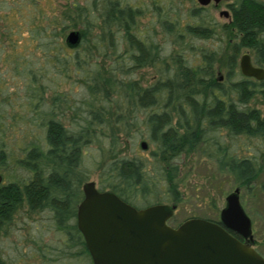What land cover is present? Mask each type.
I'll use <instances>...</instances> for the list:
<instances>
[{"label": "trees", "instance_id": "obj_1", "mask_svg": "<svg viewBox=\"0 0 264 264\" xmlns=\"http://www.w3.org/2000/svg\"><path fill=\"white\" fill-rule=\"evenodd\" d=\"M95 6L98 18L88 26L86 7L71 1L65 13L67 26L79 27L82 43L94 37L95 40L88 42L91 51L101 58L114 54L117 43L123 41L132 67L157 66L155 82L142 86L137 80L124 81L121 75L129 68L124 69L120 55L106 66L93 61L92 67L86 66V60L79 61L76 52L63 54L65 47L59 41L40 42L37 38L43 39L45 27L36 21H40L37 15L33 16L30 26L33 36H9L0 53V163L13 161L29 174L25 181L0 184V229L22 203L29 211L46 208L54 215L57 229L67 232L66 244L78 247V255L88 258L74 225L73 204L81 198L79 186L85 180L82 169H78L83 146L93 143L101 157L111 155L100 188L109 189L133 205V196L155 187V183L143 175L141 159H124L116 152L122 139L134 135L139 125L138 110L154 107L140 123L148 138L156 143L155 151L159 154L192 151L203 138L206 145H213L219 169L227 170L236 183L243 186L254 180L260 167L229 154L226 146L220 147L208 134L219 129L231 136L253 135L264 130L257 111L238 107L246 104L253 93L264 97V81L254 84L244 78L233 79L236 57L242 48L251 50L255 62L264 65V0H232L228 4L230 20L218 25L227 35L229 45L223 81L214 76V52L204 54L202 62L195 66L180 53L165 58L163 48L152 40V35L142 37L143 32L136 29L138 7L126 0H99ZM154 9L157 14L161 11L157 6ZM202 10V7L194 8L195 23L186 25L183 32L177 31L181 43L185 44L181 41L183 36L190 41L210 38L217 28L211 18H203ZM165 17L158 16L162 32L167 35L175 32L176 25ZM8 24L11 27V22ZM93 28L96 33L92 32ZM103 41V49H100ZM92 52L87 51V54L92 55ZM68 71L79 76V83L87 93L72 110V116L79 121L74 131H68L55 117L54 108H44L47 85L40 82L43 78L54 84V76L67 77ZM47 75H50L48 79ZM13 79L21 80V88H10ZM55 99L62 106L64 103L62 111L58 112L62 117L69 105L63 92L51 96L50 104L53 105ZM171 112L176 116L175 124ZM13 136L16 147L8 143ZM15 149L19 156L14 155ZM158 167L164 170L166 189L171 195L169 200H179L176 185L171 181V168H166L165 164ZM261 188L264 191V181ZM70 218L71 224L68 223ZM0 264H4L1 258Z\"/></svg>", "mask_w": 264, "mask_h": 264}, {"label": "rangeland", "instance_id": "obj_2", "mask_svg": "<svg viewBox=\"0 0 264 264\" xmlns=\"http://www.w3.org/2000/svg\"><path fill=\"white\" fill-rule=\"evenodd\" d=\"M71 1L86 7L88 26H91L98 18L95 5L99 0H0V53L3 42L9 36L20 35L22 38H27L32 35L30 26L33 16L37 15L36 17L40 21H36L45 27L43 39L37 38L40 42L59 41L65 47V50L62 51L63 54L73 55L76 52L79 61L86 60V66H92L93 61L99 63L100 66H106L112 62L116 55H120L123 58L124 69L129 68L126 73L121 75L124 81L137 80L142 86H147L158 79L157 66L132 67L128 52H124L123 41L117 43L114 54H108L107 57L103 58L96 56L91 51L92 46L88 41L95 40L94 37L91 38V35L89 36L91 39L83 43L80 40L73 48L66 46L64 38L68 31H79V27L67 26L65 21L66 9ZM231 1L219 3L217 6H213L212 3L205 6L201 12L204 16L202 17L204 19L209 17L214 20L217 23V28L207 39L195 38L190 41L183 36L181 40H184L185 44H183L179 41L181 38H177L176 34L177 31L183 32L186 25L195 23L197 15L196 12L192 13V10L200 8L196 0H126L128 4L138 7L139 16L135 18L136 29H139L141 33L143 32L142 37L152 35V40L159 43L160 47L163 48L165 58L173 53H180L191 65L195 66L202 62L201 59L204 54L214 52L216 57L213 64L214 74L216 78L221 76V81L224 80L223 77L226 73L224 59L229 52V45L226 43L227 35L218 28V25L226 24L228 21L219 16L218 12L227 8L225 3ZM155 6L161 9L159 14L156 13ZM158 16L160 18L166 16L168 21H172L176 25V28L173 27L175 32L167 35L162 32ZM9 22L12 24L11 27ZM92 32L96 33L97 31L93 28ZM103 44L104 41L100 44V49H103ZM87 51L92 52V55H88ZM244 51H247L253 60L252 52L247 48H242L239 54ZM91 57L92 59H89ZM237 60L238 55L233 73L234 80L241 77L237 72ZM49 77L50 75H47L46 79ZM249 79L254 80L253 78ZM40 82H43L45 86L47 85L44 92L47 99L44 108H54L55 117L60 119L68 131H74L79 121L72 116V110L78 107L81 98L87 97V93L84 92L79 83V76L68 71L67 77L54 76V84L43 78ZM12 83L11 89L22 86L21 80L13 79ZM61 92L64 93V98L69 105L64 110L62 117L58 112L62 111L64 103L62 106L59 100L55 99L53 105L50 104V97ZM238 107L254 109L259 113V118L264 124V97L260 93H253L246 104L238 105ZM152 109L154 107L148 106L136 112L139 125L134 135L127 140L122 139L120 145L116 147L117 156H123L124 159L135 157L141 159L143 161V175H147L149 181L155 183V187L149 189L147 193L133 196V205L135 207H143L153 203L174 205L173 214L167 220L171 226H175L189 217L217 220L219 210L224 205L225 195L234 188H238L239 202L251 222L252 245L264 257V191L261 188L264 181V130L253 135L231 136L223 129L208 134L217 140L220 147L226 146L229 149V154L239 160L248 158L254 166L260 167L254 180L248 186H243L236 183L233 175L227 170L219 169L217 159L213 156V145H206L203 138L196 143L192 151H181L175 155H170L167 151L163 154L155 151L156 143L148 138L146 129L140 123ZM171 113L173 115L172 123L175 124L176 116L174 112ZM42 136L43 133L41 132L40 137ZM141 140L146 143L144 149L139 146ZM15 142L14 136L8 140L10 145H14ZM154 151L155 153H152ZM14 155L19 156L20 153L15 149ZM109 158L111 155L101 157L93 143L83 146L78 169H82L85 180L80 183V186L84 181L91 180L97 188H100L102 179L106 176ZM161 158L165 161L162 162ZM163 164L166 168H171V181L176 185L175 191L180 195L179 200L173 202L169 200L171 195L166 189L165 173L162 168L158 167ZM0 174L3 184L14 180L25 181L29 176L26 170L16 166L10 160L5 164L0 163ZM72 222L73 220L70 218L68 223L71 224ZM66 243L68 242L63 232L57 229L54 215L50 210L44 208L29 211L27 206L22 203L12 213L10 221L0 229V258L4 264H91L90 258L86 255H78V247H70Z\"/></svg>", "mask_w": 264, "mask_h": 264}, {"label": "water", "instance_id": "obj_3", "mask_svg": "<svg viewBox=\"0 0 264 264\" xmlns=\"http://www.w3.org/2000/svg\"><path fill=\"white\" fill-rule=\"evenodd\" d=\"M219 1L196 0L200 6ZM221 13L228 15L226 10ZM79 41L78 30L68 31L64 38L71 48ZM238 69L245 76H263L247 52L240 54ZM139 146L144 149L145 141ZM80 190L75 225L91 264H264V257L249 244L251 222L239 202L238 188L225 195L217 220L189 217L175 226L167 223L172 204L135 207L108 189L99 190L91 180Z\"/></svg>", "mask_w": 264, "mask_h": 264}, {"label": "flooded vegetation", "instance_id": "obj_4", "mask_svg": "<svg viewBox=\"0 0 264 264\" xmlns=\"http://www.w3.org/2000/svg\"><path fill=\"white\" fill-rule=\"evenodd\" d=\"M222 2H225V1H223V0H220L219 2H217L216 4H214L213 2H209L208 4H206V5H204V6H200V8L202 7V8H204L205 6H208L210 3H212V5L213 6H217L219 3H222ZM229 3H231V2H226L225 3V7H227V8H224V9H221V10H219V12H218V15L219 16H222V17H224V18H226L227 19V21H229L230 20V12H229V9H228V4ZM196 9V8H195ZM222 10H226L227 11V16H224L223 15V13H221L222 12ZM221 13V14H220ZM214 21V20H213ZM215 22V21H214ZM228 23V22H227ZM244 52H247V51H244ZM243 53V52H242ZM241 54V53H240ZM240 54L238 53V60H239V56H240ZM248 54V53H247ZM249 55V54H248ZM249 58H250V62H251V64L253 65V66H255V67H260V68H262L263 69V76L261 77V78H255V77H252V76H245V75H243V74H241L240 73V71H239V69H238V73L241 75V77L240 78H244V79H247L249 82H252V83H254V84H257V83H260L261 81H264V65L263 64H261V63H257V62H255V60H254V57H253V53H252V59L253 60H251V57H250V55H249ZM238 60H237V66H238ZM215 73V72H214ZM214 76H215V74H214ZM249 78H253L254 80H251V79H249ZM217 80L218 81H221V76H218L217 77ZM243 160H249L248 158H243ZM249 161H251V160H249ZM1 175V174H0ZM0 184H2V176H1V182H0ZM99 190H102L101 188H98ZM81 191V190H80ZM81 196H82V192H81ZM79 200L80 199H78V200H76V201H74L73 202V204H74V206H75V209H76V205H77V203L79 202ZM223 207V206H222ZM74 225H75V216H74ZM75 227H76V225H75ZM77 229V228H76ZM63 232V231H62ZM63 234H65L64 236H65V238H66V240L68 239V234H67V232H63ZM235 236L239 239V240H241V241H243L244 242V239L240 236V235H238V234H235ZM69 241H70V239H69ZM252 243H253V240H252V242L251 243H249L250 245H252ZM253 246V245H252Z\"/></svg>", "mask_w": 264, "mask_h": 264}]
</instances>
